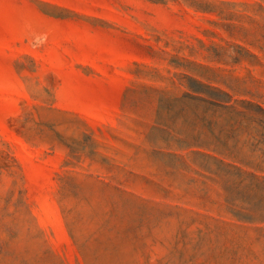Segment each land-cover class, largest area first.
I'll list each match as a JSON object with an SVG mask.
<instances>
[{"label":"rangeland","instance_id":"rangeland-1","mask_svg":"<svg viewBox=\"0 0 264 264\" xmlns=\"http://www.w3.org/2000/svg\"><path fill=\"white\" fill-rule=\"evenodd\" d=\"M0 264H264V0H0Z\"/></svg>","mask_w":264,"mask_h":264}]
</instances>
